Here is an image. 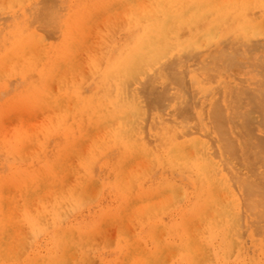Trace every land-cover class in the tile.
<instances>
[{
	"label": "bare ground",
	"instance_id": "obj_1",
	"mask_svg": "<svg viewBox=\"0 0 264 264\" xmlns=\"http://www.w3.org/2000/svg\"><path fill=\"white\" fill-rule=\"evenodd\" d=\"M0 264H264V0H0Z\"/></svg>",
	"mask_w": 264,
	"mask_h": 264
}]
</instances>
